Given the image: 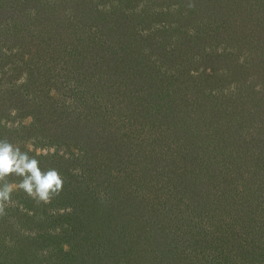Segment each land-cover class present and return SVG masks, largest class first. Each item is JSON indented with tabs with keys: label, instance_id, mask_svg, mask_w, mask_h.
I'll list each match as a JSON object with an SVG mask.
<instances>
[{
	"label": "rangeland",
	"instance_id": "rangeland-1",
	"mask_svg": "<svg viewBox=\"0 0 264 264\" xmlns=\"http://www.w3.org/2000/svg\"><path fill=\"white\" fill-rule=\"evenodd\" d=\"M193 2L0 0V138L64 178L0 264H264V0Z\"/></svg>",
	"mask_w": 264,
	"mask_h": 264
},
{
	"label": "clouds",
	"instance_id": "clouds-1",
	"mask_svg": "<svg viewBox=\"0 0 264 264\" xmlns=\"http://www.w3.org/2000/svg\"><path fill=\"white\" fill-rule=\"evenodd\" d=\"M178 7V6H173ZM187 9L191 10L195 7L193 0H187ZM71 9H67L65 14H70ZM187 14V13H185ZM35 15V10H33ZM191 35L195 34L194 30H190ZM6 51V50H5ZM218 53L223 52V46L217 48ZM232 51V49H229ZM247 53L242 54L238 58V63L244 64ZM197 59H199L197 57ZM210 71V70H209ZM193 75H199V73H193ZM254 77L249 78L251 82ZM27 82V73L23 75L19 83ZM72 86L75 82H71ZM231 90L234 93L236 91V84L233 83ZM255 91L260 92L262 90L259 84L256 85ZM213 94H215L213 92ZM31 121V117L27 118ZM40 160L35 156L29 154L28 150H22L21 147L12 142L7 137L0 138V218L8 215L7 209L16 206V201L13 199L14 193H22L27 199L31 200L36 206L47 205L61 196L63 192L64 178L59 171L54 167L41 168ZM75 175H81L82 170L77 168L74 170ZM115 175V173H112ZM101 201L104 200L103 192L99 193ZM51 214H56L55 210H49ZM74 209L69 206L67 211L60 210V215H72ZM42 220L43 217H40ZM65 230L70 231V225L65 223L63 225ZM61 233L60 227H57L54 234L59 235ZM25 238L35 239L37 233L32 231L31 233L25 232ZM3 247L8 249L15 248L14 241L5 240ZM71 245L64 243L63 252L69 253L71 251ZM39 254L38 258L47 259L51 254V250L40 249L36 252Z\"/></svg>",
	"mask_w": 264,
	"mask_h": 264
},
{
	"label": "trees",
	"instance_id": "trees-1",
	"mask_svg": "<svg viewBox=\"0 0 264 264\" xmlns=\"http://www.w3.org/2000/svg\"><path fill=\"white\" fill-rule=\"evenodd\" d=\"M135 243H136V241H135Z\"/></svg>",
	"mask_w": 264,
	"mask_h": 264
}]
</instances>
